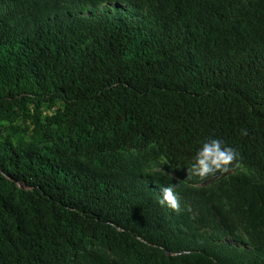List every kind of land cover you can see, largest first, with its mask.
I'll use <instances>...</instances> for the list:
<instances>
[{
  "label": "trees",
  "instance_id": "obj_1",
  "mask_svg": "<svg viewBox=\"0 0 264 264\" xmlns=\"http://www.w3.org/2000/svg\"><path fill=\"white\" fill-rule=\"evenodd\" d=\"M0 264H264V0H0Z\"/></svg>",
  "mask_w": 264,
  "mask_h": 264
},
{
  "label": "clouds",
  "instance_id": "obj_2",
  "mask_svg": "<svg viewBox=\"0 0 264 264\" xmlns=\"http://www.w3.org/2000/svg\"><path fill=\"white\" fill-rule=\"evenodd\" d=\"M243 135H247L244 131ZM238 152L218 138H208L204 140L194 156V162L189 169L190 175H195L207 179L220 172L229 171L230 167L238 159ZM178 184L170 183L160 189L159 203L167 205L174 211L179 210Z\"/></svg>",
  "mask_w": 264,
  "mask_h": 264
},
{
  "label": "rangeland",
  "instance_id": "obj_3",
  "mask_svg": "<svg viewBox=\"0 0 264 264\" xmlns=\"http://www.w3.org/2000/svg\"><path fill=\"white\" fill-rule=\"evenodd\" d=\"M112 9H113V7H111V6H104V7H101L95 14H101L105 10L110 11ZM89 15H90L89 13L86 14V16H89Z\"/></svg>",
  "mask_w": 264,
  "mask_h": 264
}]
</instances>
